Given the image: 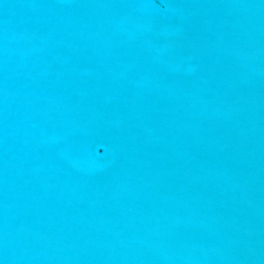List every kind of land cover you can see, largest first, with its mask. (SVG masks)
Instances as JSON below:
<instances>
[{"label": "water", "instance_id": "1", "mask_svg": "<svg viewBox=\"0 0 264 264\" xmlns=\"http://www.w3.org/2000/svg\"><path fill=\"white\" fill-rule=\"evenodd\" d=\"M0 264H264V0H0Z\"/></svg>", "mask_w": 264, "mask_h": 264}]
</instances>
